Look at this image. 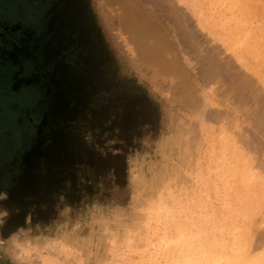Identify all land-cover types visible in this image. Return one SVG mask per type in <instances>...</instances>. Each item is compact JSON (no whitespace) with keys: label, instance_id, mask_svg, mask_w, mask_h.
I'll list each match as a JSON object with an SVG mask.
<instances>
[{"label":"rangeland","instance_id":"374dc122","mask_svg":"<svg viewBox=\"0 0 264 264\" xmlns=\"http://www.w3.org/2000/svg\"><path fill=\"white\" fill-rule=\"evenodd\" d=\"M13 36L0 264H264V0H0Z\"/></svg>","mask_w":264,"mask_h":264},{"label":"water","instance_id":"95a60500","mask_svg":"<svg viewBox=\"0 0 264 264\" xmlns=\"http://www.w3.org/2000/svg\"><path fill=\"white\" fill-rule=\"evenodd\" d=\"M77 13L73 9L72 5L68 6L67 9H65L62 12L61 16L58 19V21L61 23V25L59 26L60 33L57 39L58 41L55 39L54 45L51 44L52 46H54L55 48L56 47H60L63 49L67 48L68 50L69 44L72 45V43H75V42L79 44V43L87 41L86 39H83L82 37L83 31L80 27V24L82 23V21L80 20L81 18H79L78 15L76 16ZM73 17H75V20L73 19ZM77 34H80V35L77 36ZM69 63L70 62L67 61L68 67L66 68L64 73L61 74V76L63 78H66L68 82V83H64L63 80H61V85L63 87L62 90L66 93L67 96H68L67 89H75L79 86L78 83L83 82L85 80V78H82L83 81L82 79L80 80L78 79V76L74 74V69L73 67H71V63L70 64ZM75 76L77 78H75Z\"/></svg>","mask_w":264,"mask_h":264},{"label":"flooded vegetation","instance_id":"af4514ba","mask_svg":"<svg viewBox=\"0 0 264 264\" xmlns=\"http://www.w3.org/2000/svg\"><path fill=\"white\" fill-rule=\"evenodd\" d=\"M2 27L4 28V29H6L8 32H10V28H7V26H4V25H2ZM20 28V27H19ZM2 30V29H1ZM45 32V31H44ZM31 35V34H30ZM39 35V33H33V38L35 39V37L36 36H38ZM42 35L40 34L39 35V37H41ZM43 37V36H42ZM13 38H15L13 41H12V45H14L15 46V44H18V45H24L23 47L21 46V49L20 50H18L17 48H19V46L18 47H16V48H14L13 46H12V50L11 51H5L4 49V51H0V56H1V59H0V61H2V62H7V63H9L10 61H13L14 60V58H15V56H22V57H24L25 56V58L26 59H28V60H31V62H33L34 63V60L36 59V58H34V57H36V55H41L40 54V52L38 51V47H36V49H32L31 47H32V45H31V43H30V45H28V47L26 46V44H24V42H23V40L22 39H19L17 36H13ZM48 40H49V37H48ZM47 42H49V41H47ZM45 43L43 42V45H44ZM46 45V44H45ZM34 46H37V45H34ZM41 49H42V46L40 47ZM15 49H17L18 51H15ZM41 51V50H40ZM42 53V52H41ZM34 59V60H33ZM58 58H56V63H57V68H58V70L57 71H54L53 73H52V71H51V73H49V75H50V78H51V76H54V74H58V72H59V75L60 74H62L63 73V71H65L64 70V68H66V67H63V62L64 61H62V59H58ZM41 60L43 61L44 60V58L42 57L41 58ZM15 61V60H14ZM58 61V62H57ZM44 62V61H43ZM33 63H28L29 64V67L31 66L30 64H33ZM3 64V63H2ZM11 68V66H9V64H8V66L5 68L6 70H9ZM56 68V69H57ZM4 69V70H5ZM29 70H32V69H29ZM35 70H37L38 71V73H39V75H41V76H44V77H48V75L46 74L47 73V70H46V68L45 67H43V65L42 64H40V66L37 68V69H35ZM53 70V69H52ZM62 72V73H61ZM34 73V71L30 74V75H32ZM46 75V76H45ZM49 78V77H48ZM26 82V81H25ZM27 83V82H26Z\"/></svg>","mask_w":264,"mask_h":264},{"label":"bare ground","instance_id":"6f19581e","mask_svg":"<svg viewBox=\"0 0 264 264\" xmlns=\"http://www.w3.org/2000/svg\"><path fill=\"white\" fill-rule=\"evenodd\" d=\"M260 33V32H259ZM159 55V54H158ZM232 171V170H231ZM236 172V171H235ZM232 252V251H231ZM204 253V252H203ZM222 257V256H221ZM226 257V256H225ZM211 258H212V256H211ZM231 258V257H230ZM229 258V259H230ZM234 258V257H233ZM242 258V257H241ZM217 259V258H216ZM215 259V260H216ZM250 259V258H249ZM209 260V259H208ZM212 260H214V259H212ZM236 260V259H235ZM237 260H238V258H237ZM243 260H245L246 261V259L244 258ZM231 261V260H230ZM242 261V260H241ZM226 262V261H225ZM255 262H257V261H255ZM216 263V262H215ZM215 263H213V264H215ZM227 263V262H226ZM234 262L232 261V264H233ZM242 263V262H241ZM244 263V262H243ZM210 264H211V262H210ZM229 264V263H228ZM231 264V263H230Z\"/></svg>","mask_w":264,"mask_h":264}]
</instances>
